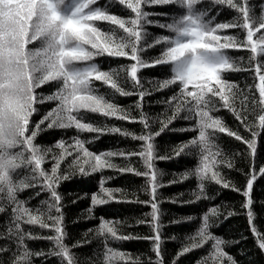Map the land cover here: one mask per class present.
<instances>
[{
  "label": "snow or ice",
  "instance_id": "6c2138e0",
  "mask_svg": "<svg viewBox=\"0 0 264 264\" xmlns=\"http://www.w3.org/2000/svg\"><path fill=\"white\" fill-rule=\"evenodd\" d=\"M170 5L175 7L146 10V6L164 9ZM116 6L119 12L111 10ZM225 10L233 15L219 19ZM153 16L164 19H151ZM146 25L161 31L151 33ZM231 50L248 56L233 55ZM104 63L108 67H102ZM156 66L162 69L160 75H141V70ZM228 73H247L251 82L242 77L241 84L229 79ZM145 79L150 87L144 86ZM165 91L167 95L152 101L164 105V112L150 117L143 109L144 98ZM117 95L137 99L125 107L116 102ZM221 110L229 112L249 135L229 126L218 114ZM89 114L106 119L93 120ZM177 119L187 123L169 129ZM109 120L136 122L142 129L137 133ZM157 120L159 126L153 128ZM69 129L75 134L65 139ZM48 130H60L61 136L50 144L37 142ZM166 130L191 135L161 153L155 138ZM106 134L139 143L128 150L93 151L87 146ZM219 134L234 138L245 150L231 151ZM261 134L264 0H0V264H45L51 257L58 264H145L142 254L132 255L109 243L132 239L151 241L154 258L147 256L146 264H165L163 212L158 199L163 184L156 161L181 156L190 160L167 183L192 179L194 186L189 189V199L172 202L212 199L206 191L209 184L239 193L243 211L229 209L227 217L246 215L254 244L264 254V233L258 230L251 207ZM236 156L250 163L248 172L236 169L246 177L243 187L226 179L220 170V166L234 168ZM113 157L126 163H114ZM131 157L138 158L140 167L133 165ZM105 169L143 177L140 191L149 198L140 200L135 192L106 187L105 181L112 177L101 174L99 190L90 194L84 217L97 223L69 244L59 186ZM258 171L264 176V163ZM42 193L44 198L31 204ZM111 201L149 206L151 211L145 215L150 219H137L136 223L148 225L152 235L125 234L119 227L124 221L94 214L96 206ZM220 215L219 205H209L199 214L170 220L179 224L198 219L170 264H178L180 256L200 248L206 251L195 264H242L222 247L238 241H225L210 231ZM93 239L102 245L101 250H93L91 255L73 251ZM32 240H45L49 246L46 250L32 248L28 244ZM240 254L245 255L243 249Z\"/></svg>",
  "mask_w": 264,
  "mask_h": 264
},
{
  "label": "trees",
  "instance_id": "16d2710c",
  "mask_svg": "<svg viewBox=\"0 0 264 264\" xmlns=\"http://www.w3.org/2000/svg\"><path fill=\"white\" fill-rule=\"evenodd\" d=\"M101 3L104 0H100ZM209 2V0H205V3ZM253 2H258V0H253ZM174 5L165 6L164 9L156 7L155 9L146 6V10L149 11H161L167 8H173ZM113 12H119V6L113 7L111 9ZM232 13L227 10L220 13L219 19H230ZM151 19H161L163 17L153 16ZM149 32L151 33H159L161 29L155 26L146 25L145 26ZM233 31V30H228ZM233 55H244L248 56L247 52H236L231 50ZM149 53L152 52L151 49L148 50ZM102 67H108L107 63H104ZM161 67H150L141 70V75L143 77H152L158 76L161 74ZM229 79L239 80L241 84H243L242 77H248L247 73H228ZM249 82H251V77H248ZM145 87H150L148 81L145 79L143 81ZM165 92H155L151 96H147L144 98L143 109L150 117H157L159 114L164 112V105L153 103L159 97L163 95H167ZM137 99L136 96H128V97H120L116 96V102L121 105L127 107L132 104L133 101ZM134 115L138 114V110L134 107L132 109ZM225 120V122L231 126L232 128H238L242 135L248 136L249 133L246 132L242 127H239V122L236 121L232 115L225 111L221 110L219 113ZM38 118V117H37ZM89 118L93 120H105L106 118L93 116L89 114ZM108 123L121 125L130 131H135L139 133L142 129V126L136 122H127V121H118V120H109ZM187 122L184 120L177 119L173 121L171 125H169V129L172 127L179 128L185 125ZM159 126V121L153 124V128ZM75 132L73 129H69L64 133V138L68 139V137L74 135ZM82 136L88 137L94 134L82 133ZM191 135V133H184L179 131H170L166 130L162 132L159 136L155 138L159 151L161 153L168 150L175 142L184 139L186 136ZM223 140L225 147L229 148L231 151H241L245 150V145L241 144L238 141H235L234 138L228 137L226 134H219ZM61 136L60 130H48L44 133H41L38 137L37 142L41 143H52L56 138ZM138 141H133L130 138L121 137L118 134H106L100 136L98 140L93 143H89L87 146L93 151L103 150H115L117 148H122L125 150L133 148ZM257 156L255 158V167L257 170V179L254 181V187L251 192V196L254 200L253 211L255 213L254 220L256 226L259 231L264 233V176L259 174V167L262 163H264V134H261L257 139ZM133 165L136 167H140L138 163L137 157L129 158ZM114 163L123 164L126 161L121 157H113ZM186 160H190L189 157L181 156L175 157L169 160H157L156 165L158 169L161 171V175L159 177L162 187L158 189V199L161 201L159 207L161 208L163 215L161 216V223L163 227L161 229V235L164 237L162 243V249L164 250V261L165 264H170L172 258L174 257L177 249L181 246V242L184 241V236L186 234H190V232L197 226L198 219L194 221H181L179 224L169 223L172 219H179L182 216L188 214H199L202 211H206L207 206L219 205L221 215L216 225L213 226L210 231L215 235L221 237V239L228 240H237L238 243L233 244H224L222 245L225 252L230 253L233 257L238 261L242 262V264H264V254L260 253L259 249L254 244V238L249 231L247 217L246 215H233L231 217H227V210L233 209L237 213L242 212L243 210L240 208V201L242 200V196L232 191L231 189L220 188V186L215 184H209L207 187V195L209 197H214L212 199L200 200L195 203L188 204H180L173 203L172 199L179 200H187L189 199V189L194 186V180L189 179L185 181L177 180L176 183L168 184L169 180H172L173 174L180 173L183 171V165ZM49 165L46 163L45 167ZM250 168V163L245 161V158L242 156H236L234 161V168L230 169L225 166H220V170L222 175L228 179L233 181L237 186L243 187L246 183V177L240 171L236 169H243L244 172H248ZM103 174L105 177H112V179L105 181L106 187H119L124 189L127 193L131 194L133 192L136 193V196L140 200H147L148 195L140 191V185L144 183L143 177H137L131 173H118L111 169L103 170V173H94L88 177L77 176L71 180L63 181L59 186V191L63 196L64 201V214H65V228L68 233L66 237V242L71 244L74 240L81 238L83 230L92 227L97 223L95 219H85L84 217L87 215L86 209L90 206V194L94 191L99 190V178ZM214 190H218L219 194L217 195ZM84 193H88V196H84ZM182 194V195H181ZM80 196L77 199V196ZM119 195V194H116ZM44 198V194L42 193L40 197L31 201V204L35 205L38 203L39 199ZM75 201V202H73ZM94 214L99 217L101 215L116 218L120 221H124L125 223L120 225V230L127 234L132 233L133 235L138 236H150L152 235L151 229L146 224H137V219H150V216H146L145 213L151 211L150 207L145 204L138 203H124V202H116L111 201L103 206H96L94 209ZM227 217V218H226ZM3 218L0 217V220ZM36 231H43L40 229H36ZM175 237V239H172ZM242 237H247L244 239ZM3 243V241H0ZM109 243L116 248L124 249L130 252L132 255H136L137 253L142 254V259L145 260L147 256H153L154 253L151 251V241L146 239H132L127 241H109ZM30 247L35 249L44 248L47 249L48 242L45 240H32L28 241ZM102 245L99 243L97 239H93L90 244L85 245L84 247H78L73 249L74 252L80 254H88L91 255L93 250H101ZM243 249L245 255H241L240 251ZM206 251V248H200L196 250H192L189 253L183 254L178 259V264H195L196 260L200 258V256ZM39 264V261H37ZM45 264H58V261L55 257L49 258L45 261Z\"/></svg>",
  "mask_w": 264,
  "mask_h": 264
}]
</instances>
